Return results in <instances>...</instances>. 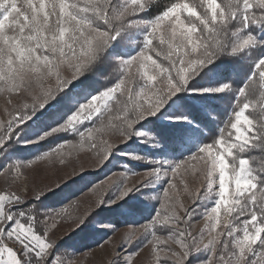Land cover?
I'll return each mask as SVG.
<instances>
[{"label": "snow or ice", "instance_id": "6c2138e0", "mask_svg": "<svg viewBox=\"0 0 264 264\" xmlns=\"http://www.w3.org/2000/svg\"><path fill=\"white\" fill-rule=\"evenodd\" d=\"M0 94V264H79L69 241L98 230L111 245L113 206L147 214L106 264H264V0H0ZM80 152L93 172L26 182ZM78 183L95 195L83 212Z\"/></svg>", "mask_w": 264, "mask_h": 264}, {"label": "rangeland", "instance_id": "374dc122", "mask_svg": "<svg viewBox=\"0 0 264 264\" xmlns=\"http://www.w3.org/2000/svg\"><path fill=\"white\" fill-rule=\"evenodd\" d=\"M6 97L0 94V115H2V108L4 106ZM167 121L158 120L156 121V126L165 127ZM166 128V127H165ZM43 145H41V150L43 149ZM37 149L31 145H15L11 151L13 154L20 156L21 159H28L31 158V155L35 153ZM147 151V149H142ZM179 158V156H177ZM113 164L118 166L117 161H113ZM80 166L89 170V173L93 172L94 169V161L90 155L86 152H80L78 154H74L72 157L69 158V161L66 166H61L57 162H38L34 165L31 169L27 170V183L31 187L33 184L38 186H45L49 185L52 186L56 183H60V177L64 176L65 173H70L73 168L79 170ZM111 168L112 166L109 165ZM141 168L143 166H140ZM118 170L117 168H112V171L115 172ZM108 169H104V171L96 172V177L99 179L105 178V173ZM96 177L89 176V179H95ZM116 179V177H112ZM140 180L139 176L129 177V181L131 183H137ZM82 184H75L71 186L72 191H75L76 198L79 200V211L83 212L88 205L95 199V195L90 192L88 189H82ZM154 189H145L143 190V194H137V199L130 201L129 203L135 204L139 209L146 210L150 208L152 205L148 204L146 200L143 199L145 196L154 195L152 193ZM68 190L65 189L64 195H67ZM62 202V195L57 193L55 195H50L47 200L44 201L45 205L48 207L49 210H59L60 205L59 203ZM185 202L187 203V198H185ZM146 215V211H142L140 214L131 215L128 214L124 208H115L113 206L112 211H102L99 213V216L103 218L105 224H112L115 226L116 231L115 233L109 232L108 238L111 239V245L106 244L103 248L97 246L95 241L99 240L101 236L104 235L103 231L93 230L90 234L86 237H74L69 243H72L75 248L79 251L76 259L79 264H106L108 259L109 253L112 251V248L115 244H117L121 237L123 236L124 232L133 226L134 220H139L140 215ZM203 223L202 220L196 223V227L201 226ZM69 225L67 223H63L60 225L59 231L55 234L59 236L64 230L68 229ZM143 258V257H142Z\"/></svg>", "mask_w": 264, "mask_h": 264}, {"label": "trees", "instance_id": "16d2710c", "mask_svg": "<svg viewBox=\"0 0 264 264\" xmlns=\"http://www.w3.org/2000/svg\"><path fill=\"white\" fill-rule=\"evenodd\" d=\"M177 103H179L180 105L193 110L194 112H199L200 106L201 104L205 103V101H202L200 99H197L195 97H191V96H187L185 95L180 101H178ZM212 103L213 106H217L216 102H209ZM205 123H207V120L205 119ZM160 130H161V134L169 140V146L170 147H174V145L171 144V140L172 138H174V136L176 135V130L175 129H169V128H165V127H161L159 126Z\"/></svg>", "mask_w": 264, "mask_h": 264}]
</instances>
